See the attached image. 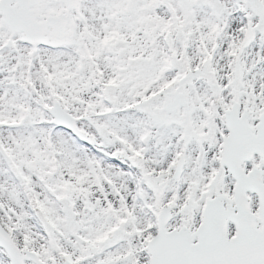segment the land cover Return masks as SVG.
I'll return each instance as SVG.
<instances>
[{
    "label": "snow or ice",
    "instance_id": "6c2138e0",
    "mask_svg": "<svg viewBox=\"0 0 264 264\" xmlns=\"http://www.w3.org/2000/svg\"><path fill=\"white\" fill-rule=\"evenodd\" d=\"M0 264H264V0H0Z\"/></svg>",
    "mask_w": 264,
    "mask_h": 264
}]
</instances>
